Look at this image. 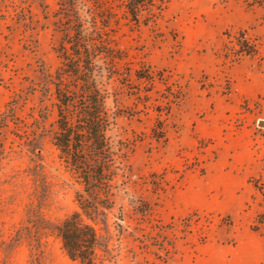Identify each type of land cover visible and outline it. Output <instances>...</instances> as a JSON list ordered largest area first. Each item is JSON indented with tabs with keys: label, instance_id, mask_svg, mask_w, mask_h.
<instances>
[{
	"label": "rangeland",
	"instance_id": "obj_1",
	"mask_svg": "<svg viewBox=\"0 0 264 264\" xmlns=\"http://www.w3.org/2000/svg\"><path fill=\"white\" fill-rule=\"evenodd\" d=\"M98 1L117 114L107 226L83 213L85 185L52 141L62 0L4 1L0 264H81L56 230L75 212L108 241L98 264H264V0H171L139 23ZM74 3L90 27L92 1ZM20 230L31 238L15 242Z\"/></svg>",
	"mask_w": 264,
	"mask_h": 264
},
{
	"label": "trees",
	"instance_id": "obj_2",
	"mask_svg": "<svg viewBox=\"0 0 264 264\" xmlns=\"http://www.w3.org/2000/svg\"><path fill=\"white\" fill-rule=\"evenodd\" d=\"M4 1L0 0V13ZM90 1L93 3L90 27H86L84 20L73 10L74 0H62L61 3L66 20L59 21V44L54 48L61 65L50 79L55 87L58 110L52 141L85 185L88 197L79 196L83 213L107 226L106 211L113 205L112 182L117 174L109 132L116 124L117 114L108 108L106 92L99 81L102 67L98 65V60L102 54H111L103 27L107 26L112 11L101 7L98 0ZM170 1L122 0V5L129 19L139 23L144 14L147 20L159 15ZM17 15L20 17L18 22L25 25V15ZM56 230L71 260L81 264H98V250L109 254L107 239L94 225L83 220L79 212L67 216L56 226ZM30 236L20 230L15 242ZM36 260L34 257L32 262L35 264Z\"/></svg>",
	"mask_w": 264,
	"mask_h": 264
}]
</instances>
